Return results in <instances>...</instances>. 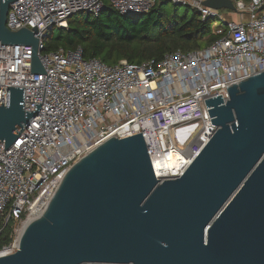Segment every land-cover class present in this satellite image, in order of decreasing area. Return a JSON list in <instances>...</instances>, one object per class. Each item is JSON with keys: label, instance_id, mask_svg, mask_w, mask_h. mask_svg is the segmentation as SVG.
<instances>
[{"label": "built area", "instance_id": "2783aa9c", "mask_svg": "<svg viewBox=\"0 0 264 264\" xmlns=\"http://www.w3.org/2000/svg\"><path fill=\"white\" fill-rule=\"evenodd\" d=\"M154 1L10 3L6 28L34 30L45 74H30L31 47L0 44V105L6 104L7 87L23 88L25 112L40 104L8 149L0 142V232L11 223V239L0 248V257L18 250L24 222L45 209L68 170L111 137L141 133L155 178L181 177L217 130L204 101L218 96L226 101L232 84L264 72V0H232L243 17L238 21L205 7V0H167L216 20L212 33L218 38L199 50L168 53L158 62L107 65L84 59L81 47L42 53L48 33L67 29V19L77 13L96 17L110 9L139 15Z\"/></svg>", "mask_w": 264, "mask_h": 264}, {"label": "water", "instance_id": "95a60500", "mask_svg": "<svg viewBox=\"0 0 264 264\" xmlns=\"http://www.w3.org/2000/svg\"><path fill=\"white\" fill-rule=\"evenodd\" d=\"M14 1L0 0V44L31 47L30 74H45L34 30L6 28ZM227 94L204 101L217 130L181 177L155 178L141 133L111 137L68 170L0 264H264V72ZM39 108L25 112L23 88H6L4 151Z\"/></svg>", "mask_w": 264, "mask_h": 264}, {"label": "trees", "instance_id": "16d2710c", "mask_svg": "<svg viewBox=\"0 0 264 264\" xmlns=\"http://www.w3.org/2000/svg\"><path fill=\"white\" fill-rule=\"evenodd\" d=\"M108 4V0H102ZM247 3L249 0H242ZM169 1L155 0L148 12L121 16L106 9L94 17L77 13L67 19V29L53 28L43 40L42 53L81 47L84 59H98L107 65L125 60L130 64L158 62L180 50H199L218 37L212 33L214 19H203L194 9L191 16L177 18L163 10ZM173 5V13L177 11ZM11 223L2 226L0 248L10 242Z\"/></svg>", "mask_w": 264, "mask_h": 264}, {"label": "rangeland", "instance_id": "374dc122", "mask_svg": "<svg viewBox=\"0 0 264 264\" xmlns=\"http://www.w3.org/2000/svg\"><path fill=\"white\" fill-rule=\"evenodd\" d=\"M163 10L168 13V14H173L175 15V17L180 18L183 17L184 15H186L187 17L191 16L192 14V9H186L185 6H178L177 7V11L175 13H173V4L168 2L166 5L163 6ZM220 13L222 15H225L227 13L223 12L222 10H220ZM262 13L264 14V11H262ZM228 19L234 20V17L237 15L236 13H228ZM226 17V15H225ZM42 211V210H41ZM40 211V212H41ZM39 213V212H38ZM38 213H36L35 215H37Z\"/></svg>", "mask_w": 264, "mask_h": 264}, {"label": "crops", "instance_id": "0c3cea01", "mask_svg": "<svg viewBox=\"0 0 264 264\" xmlns=\"http://www.w3.org/2000/svg\"><path fill=\"white\" fill-rule=\"evenodd\" d=\"M231 2H232V4H233V6H234V2L231 0ZM220 10H222L223 12H225V13H235V10H227V9H220ZM220 10H218L219 11V13H220ZM263 11H264V7H263ZM221 14V13H220ZM227 14H225L226 15V17H225V15H223L227 20H231V19H228V15ZM222 15V14H221ZM243 17H241V16H239V15H236L235 17H234V21H238V20H241Z\"/></svg>", "mask_w": 264, "mask_h": 264}, {"label": "bare ground", "instance_id": "6f19581e", "mask_svg": "<svg viewBox=\"0 0 264 264\" xmlns=\"http://www.w3.org/2000/svg\"><path fill=\"white\" fill-rule=\"evenodd\" d=\"M42 212H39L37 215H35V216H38V215H40Z\"/></svg>", "mask_w": 264, "mask_h": 264}]
</instances>
